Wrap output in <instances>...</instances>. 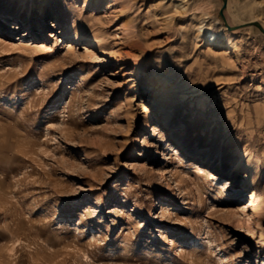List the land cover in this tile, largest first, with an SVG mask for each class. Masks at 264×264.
<instances>
[{
	"label": "rangeland",
	"instance_id": "1",
	"mask_svg": "<svg viewBox=\"0 0 264 264\" xmlns=\"http://www.w3.org/2000/svg\"><path fill=\"white\" fill-rule=\"evenodd\" d=\"M222 6L0 0V264H264V0H226L232 29ZM116 27L260 126L226 128L89 44Z\"/></svg>",
	"mask_w": 264,
	"mask_h": 264
},
{
	"label": "bare ground",
	"instance_id": "2",
	"mask_svg": "<svg viewBox=\"0 0 264 264\" xmlns=\"http://www.w3.org/2000/svg\"><path fill=\"white\" fill-rule=\"evenodd\" d=\"M206 38L209 45L214 46L219 44L216 35L213 33L208 34ZM89 44L99 49V53L101 52L104 57L114 61V63L119 61L122 62V64L131 63L138 68H143L144 64L147 65L149 67L147 73L151 77L153 84L164 96L166 95L168 98H171L177 96L173 95L171 92H179V94L184 95L189 102L193 103L201 110L210 111L226 128L236 129L240 134L248 135L249 133L252 134V127L254 125L259 127L263 121L262 114L258 112L260 110L253 111L249 107L239 104L233 99L221 96L218 93L206 92L201 88L192 87L175 78L161 63L155 61L148 47L137 42L134 34L128 28L121 29L120 27H116L114 30L107 33L101 40H93ZM231 47V43H228L227 49L230 50ZM167 87L173 89L169 90ZM184 101H186V99ZM140 107L141 112L144 113L143 117H145L146 120L151 119L150 109L143 100H140ZM152 130L154 134L156 133V135H159L160 132L157 126L154 125ZM259 150L261 156L264 158V147L261 146ZM222 187L223 185L216 187L211 197H209V201L207 202L208 210L214 209L217 202L221 200Z\"/></svg>",
	"mask_w": 264,
	"mask_h": 264
},
{
	"label": "water",
	"instance_id": "3",
	"mask_svg": "<svg viewBox=\"0 0 264 264\" xmlns=\"http://www.w3.org/2000/svg\"><path fill=\"white\" fill-rule=\"evenodd\" d=\"M225 6H226V0H223V6H222V8L220 10V15H221L222 19L224 20L226 26L229 29L235 28V27L228 26V24L226 23V20H225L224 14H223V10H224ZM253 23H255L257 26H259V28H261V30L264 32V29L257 22H253Z\"/></svg>",
	"mask_w": 264,
	"mask_h": 264
},
{
	"label": "snow or ice",
	"instance_id": "4",
	"mask_svg": "<svg viewBox=\"0 0 264 264\" xmlns=\"http://www.w3.org/2000/svg\"><path fill=\"white\" fill-rule=\"evenodd\" d=\"M17 243H19V242H17Z\"/></svg>",
	"mask_w": 264,
	"mask_h": 264
}]
</instances>
